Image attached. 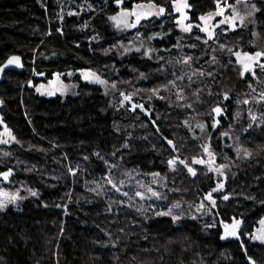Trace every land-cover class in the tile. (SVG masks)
Here are the masks:
<instances>
[{"label": "trees", "instance_id": "obj_1", "mask_svg": "<svg viewBox=\"0 0 264 264\" xmlns=\"http://www.w3.org/2000/svg\"><path fill=\"white\" fill-rule=\"evenodd\" d=\"M70 1L75 2L72 8L78 15L66 12ZM114 1L0 0V66L13 55L22 56L26 66L23 73H7L0 84L3 111L17 141L25 145L15 150L33 166L31 176L24 175V180L40 195L26 199L19 209L0 211V264H264V127L246 137L254 159L233 167L228 194L217 196L208 219L176 222L159 214L162 208L153 211L152 203L119 197L110 184L107 188L106 181H126L128 170L145 177L162 176L174 191L166 202L171 206L188 195L196 202L202 198L208 202L215 181V172L192 168L189 162L200 152L196 129L186 119L189 110H180L173 103L163 107L156 101L153 113L147 116L130 110L128 103L123 105L117 82L137 76L145 87L163 76L159 60L133 53L117 56L115 49L141 33L160 52L159 57L176 54L178 44L201 39L198 25L203 16L216 10V0H190V37L171 15L176 0L126 3L125 9L151 5L165 14V22L153 18L135 31L127 24L117 26L122 11ZM260 2L256 5L261 10L250 30L237 31L231 37L220 35V43L233 37L235 42L243 38L249 44L253 33L264 35V0ZM198 45L188 50L194 59L206 53V46ZM214 48L205 55L208 63ZM248 50L254 52L257 47ZM220 53L216 55L222 67L212 69L213 77L206 78L203 92L193 99L202 102L198 120L207 126L211 119L203 115L204 109L210 112L214 106H225L223 96L236 95L250 78L249 74L240 75L238 69L228 71L226 57ZM32 66L56 76L99 68L107 84H79L66 97L35 96L24 87ZM141 73L145 76L138 77ZM225 141L210 143L217 142L219 146L212 147L222 151L220 146L229 145ZM177 154L181 161L170 164ZM69 162L78 172L72 194ZM132 194L135 196L134 190ZM218 216L224 223L239 222L240 240L222 237Z\"/></svg>", "mask_w": 264, "mask_h": 264}, {"label": "rangeland", "instance_id": "obj_2", "mask_svg": "<svg viewBox=\"0 0 264 264\" xmlns=\"http://www.w3.org/2000/svg\"><path fill=\"white\" fill-rule=\"evenodd\" d=\"M123 1L125 6L121 8L122 12H120L121 16L117 18V26L123 27L127 24L131 31H135L144 27L143 25L153 18L160 17L161 22H165V14L156 7L142 5L136 6L133 10L125 9L126 3L132 0ZM234 1L236 3L239 2V4H232L231 10L225 15L218 13L216 7L214 12L203 16L198 25L202 29L201 39H191L185 43L178 44L176 54L159 57L160 52L152 47L149 40L142 38L141 33H137L136 37L131 39V42L128 44L121 43L120 47L115 49L117 56L133 53L141 56L143 59L159 60L161 64L160 72L163 76H157L152 82L149 81L145 87L137 81V76L128 81L120 80L117 82L123 95V105H127L128 103L129 106L127 105V107L130 110L141 111V113L147 116L153 113L152 110L154 109V105H156V101H159L157 103L163 107H167L170 103H173L175 106H179L180 110H184L185 112L189 110L190 114H186V119L193 122V128L196 129L198 135L197 142L200 149L199 155L191 157L189 162L192 164V168L194 166L203 167L208 173L211 171L215 172V176H212L215 181L213 182L214 186L211 192L214 195V192L218 189L217 196L228 194V188L232 183L230 173L233 167L239 163L249 162L254 159V152L251 151V144H249L246 137L250 134H258L264 127V35L259 32L255 36L253 33L249 44L248 40L244 41L243 38L238 39L237 41L239 42H235V38L233 37L229 38L225 43H220L219 40L220 35L231 37L237 31L241 30L245 32L250 30V26L256 21V14L261 10L256 4L257 2H262L260 0ZM189 2L190 0H176L171 15L172 17L174 16V22L184 31V34L190 37L192 26L190 22L189 11L191 7ZM240 6H243V8L239 9ZM72 7H75V2L70 1L66 5V12L69 15H78L79 13L76 12V8L73 9ZM80 9L82 10L83 8L80 7ZM79 12L83 13L84 11ZM198 43L206 46L204 50L206 52L205 55L215 45L214 50L210 51L211 60L209 63L206 62L204 54L195 55L196 59L193 58V55L190 56L188 50L192 51L194 47H199ZM252 47H257V50L252 52L254 53V60L247 58V55L250 53L248 49ZM219 53L225 55L227 61L226 69L228 71L238 69L240 75L249 74L250 78H248V85L246 84L245 87L240 88V91L235 92L236 95L231 92L230 95L222 93V95L225 94L223 98H229V100L225 103V106H220L229 115L226 117L227 120H225V117L218 119L220 126L217 128L215 109L218 105L214 106L210 112L209 109H204L203 115L210 116L211 119L210 125L207 126L198 120L201 114L198 108L202 106V102H196L193 99H197V96L203 92L202 87H205L206 78L213 77L215 72L213 73L212 69L222 67L221 58L217 56ZM257 60H260L261 64L254 71L248 72L246 69L249 64ZM98 70L99 68L96 70L80 71L77 75L74 72L58 75L53 87L50 84L39 82L35 74L37 69L32 66L28 79H25L24 87L27 86L29 90L34 92L35 96L39 94L51 97H66L72 95L79 87V84H92L99 87L106 85L105 79L101 77ZM119 72L117 73L118 76ZM141 76L145 75L141 73L138 77ZM105 88L107 87L105 86ZM147 96L148 98H146ZM215 96H218L217 92ZM0 101L2 102L0 114H4V99L1 96ZM148 106L150 110H147ZM161 106L159 105L160 110L162 109ZM173 109L177 110L176 107ZM182 114L184 113L182 112ZM231 114L234 115V119H231ZM214 139H223V141L226 139L229 145L220 146L222 150L220 151L218 150L219 148L215 149L212 147L213 144L215 146L217 143H210ZM18 145L20 147L25 146L17 141L15 135L8 136L4 142H0V171L12 170L15 173V176L8 184L0 182V211L18 208L26 199H35L40 196L38 190L24 180V175L31 176L33 166L32 163L30 164L23 158L21 151L15 150L18 148ZM172 147H176V144H173ZM228 148L232 151L228 152L229 155L226 153V149ZM26 149L28 150L29 147H26ZM35 149L39 152L38 148ZM179 156L181 155L177 154L169 163L175 164V159ZM116 165L122 166L119 163H116ZM77 173L72 168L71 162H69L67 174L72 181L70 186L71 194L76 185L75 176ZM126 176L128 177L126 181L122 179L119 184L113 180L110 182L106 181L107 188L108 184H110L115 189V194L119 197H127L126 199L132 200L137 199L142 204L152 203L151 208L153 211L162 208L159 214L169 216L176 222L182 219H208L212 213L213 205L217 203V201L215 202L212 199L214 197L210 195L207 197L208 202L205 199L203 200V198L201 201L196 202L194 201V196L189 197L188 195L185 200L181 198L179 199L180 202L167 206L168 197L174 191L168 187L166 178L158 175L145 177L141 176V173L138 171L132 170H128ZM132 190H134L135 196H133ZM139 210L142 212L141 209ZM64 211L66 213L68 211L66 206Z\"/></svg>", "mask_w": 264, "mask_h": 264}, {"label": "water", "instance_id": "obj_3", "mask_svg": "<svg viewBox=\"0 0 264 264\" xmlns=\"http://www.w3.org/2000/svg\"><path fill=\"white\" fill-rule=\"evenodd\" d=\"M114 6L118 9H121L122 7L125 6V3L123 0L116 1V2H114ZM25 70H26V66H25V61H24L23 57L20 55H13L5 63H3L0 66V84L3 83L7 73H9V72L23 73V72H25ZM44 76H45V74H42V77H44ZM226 99L227 98H225V100ZM220 113H222V107H217V109L215 110V120L216 121H218V119L220 118ZM0 126L6 127V124H5L2 116H0ZM165 141L168 142L167 140H165ZM177 161H181V160L175 159L174 163H176ZM12 174H13L12 170L9 172H5V173L0 175V180H5L8 182L10 177L12 176ZM195 174L196 173H194V175ZM209 195L214 196L212 192H210ZM228 198H229V196L227 195V196L223 197V200L226 201V200H228ZM206 199H207V197H206ZM218 219H219L221 230H222V237L224 239H228L231 241H238L241 239L242 228H241L239 222L233 221V222L224 223L221 220L220 216H218ZM251 264H254V262H251Z\"/></svg>", "mask_w": 264, "mask_h": 264}, {"label": "flooded vegetation", "instance_id": "obj_4", "mask_svg": "<svg viewBox=\"0 0 264 264\" xmlns=\"http://www.w3.org/2000/svg\"><path fill=\"white\" fill-rule=\"evenodd\" d=\"M253 54L254 53H252V52H250L248 55H247V58L248 59H251V60H254V57H253ZM261 64V61L260 60H257L256 62H252L251 64H249V66L247 67V71L249 72V71H254L259 65ZM262 65H263V56H262ZM246 72V71H245ZM35 74H36V79L40 82H43V83H46V84H50L51 86H53L54 87V84L56 83L55 81L57 80V77H56V75L53 73L52 75H47L46 73H42V74H45V76L44 77H42V74H40L38 71H36L35 72ZM229 100V98H227L226 99V101L225 102H227ZM1 103V102H0ZM2 105L0 104V107H1ZM222 107V106H221ZM227 107V106H226ZM227 109V108H226ZM216 110V109H215ZM224 110H223V108H222V113H220V117H225V120H227V116L229 115V113H227L226 114V111L225 112H223ZM0 116H2L3 117V120H4V122H5V124H6V127H1L0 126V142H4V140L6 139V137H8V136H13L14 134H13V132H12V130L9 128V126H8V123H7V121H6V118H5V115L4 114H0ZM219 123L220 122H218L217 121V124H216V127L218 128L220 125H219ZM17 139V138H16ZM5 172H9V171H7V170H2V171H0V175L1 174H3V173H5ZM15 176V173H13L12 174V176L10 177V179H9V181L11 180V179H13V177ZM9 181L7 182V181H5V180H0V182L2 183V184H8L9 183ZM217 194H218V192L216 191L215 193H214V198H212L215 202L217 201L216 200V198H217Z\"/></svg>", "mask_w": 264, "mask_h": 264}, {"label": "built area", "instance_id": "obj_5", "mask_svg": "<svg viewBox=\"0 0 264 264\" xmlns=\"http://www.w3.org/2000/svg\"><path fill=\"white\" fill-rule=\"evenodd\" d=\"M234 0H216L217 12L221 15H225L231 10Z\"/></svg>", "mask_w": 264, "mask_h": 264}, {"label": "bare ground", "instance_id": "obj_6", "mask_svg": "<svg viewBox=\"0 0 264 264\" xmlns=\"http://www.w3.org/2000/svg\"><path fill=\"white\" fill-rule=\"evenodd\" d=\"M232 8V7H231ZM4 82V81H3ZM41 82V81H40ZM26 92H29V91H26ZM1 93V92H0ZM27 95V94H26ZM30 95V94H29ZM28 95V96H29ZM31 97V96H30ZM146 98H148V96L146 97ZM2 103V102H1ZM224 112V111H223ZM204 138V137H203ZM186 151V150H185ZM178 153H179V151H177ZM182 152H184L183 150H182ZM210 220H211V218H210Z\"/></svg>", "mask_w": 264, "mask_h": 264}]
</instances>
